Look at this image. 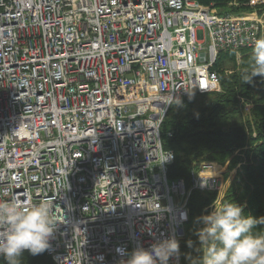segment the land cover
Masks as SVG:
<instances>
[{
  "label": "built area",
  "instance_id": "2783aa9c",
  "mask_svg": "<svg viewBox=\"0 0 264 264\" xmlns=\"http://www.w3.org/2000/svg\"><path fill=\"white\" fill-rule=\"evenodd\" d=\"M254 29L194 0H0V197L51 205L56 264L180 244L186 189L168 177L162 123L217 87L219 50L254 45Z\"/></svg>",
  "mask_w": 264,
  "mask_h": 264
},
{
  "label": "trees",
  "instance_id": "16d2710c",
  "mask_svg": "<svg viewBox=\"0 0 264 264\" xmlns=\"http://www.w3.org/2000/svg\"><path fill=\"white\" fill-rule=\"evenodd\" d=\"M197 1L214 4L221 11L229 7L231 12L250 9L243 5L249 0H238L235 6H230L232 0ZM244 53L238 64L234 52H220L216 68L221 91L187 97L173 105L163 124V141L166 149L175 152L168 171L170 179L183 178L188 187L192 186L195 164L204 160L221 164L230 161L229 169L237 168V173L224 201L237 203L245 215L259 218L264 216V77L256 76L250 83L243 81L251 52ZM227 69L232 71L227 73ZM217 195L216 190L193 189L189 196L190 216L181 245L183 264H198L203 256L198 231L203 228L201 218L206 207ZM254 231L264 232V224L257 225ZM19 259L20 264H55L46 251L38 255L23 251ZM0 263L8 264L3 256Z\"/></svg>",
  "mask_w": 264,
  "mask_h": 264
},
{
  "label": "clouds",
  "instance_id": "9594fccd",
  "mask_svg": "<svg viewBox=\"0 0 264 264\" xmlns=\"http://www.w3.org/2000/svg\"><path fill=\"white\" fill-rule=\"evenodd\" d=\"M256 76L264 77V35L254 41L242 79L250 83ZM201 219L205 226L198 231L203 251L198 264H264V232L254 231L264 224V216L245 215L241 205L224 201L215 202L214 210ZM59 222L46 201L25 204L0 197V256L8 264H20L24 250L44 252ZM179 249L173 236L149 249L135 248L124 264H169Z\"/></svg>",
  "mask_w": 264,
  "mask_h": 264
},
{
  "label": "rangeland",
  "instance_id": "374dc122",
  "mask_svg": "<svg viewBox=\"0 0 264 264\" xmlns=\"http://www.w3.org/2000/svg\"><path fill=\"white\" fill-rule=\"evenodd\" d=\"M230 11H231V9L227 8L222 13H229ZM162 132H163V128H162ZM229 182H230V178L228 179V181L225 182L226 187L228 186ZM176 199H178V198H176ZM179 199L182 201L184 198L180 197Z\"/></svg>",
  "mask_w": 264,
  "mask_h": 264
},
{
  "label": "bare ground",
  "instance_id": "6f19581e",
  "mask_svg": "<svg viewBox=\"0 0 264 264\" xmlns=\"http://www.w3.org/2000/svg\"><path fill=\"white\" fill-rule=\"evenodd\" d=\"M49 256V255H48Z\"/></svg>",
  "mask_w": 264,
  "mask_h": 264
}]
</instances>
